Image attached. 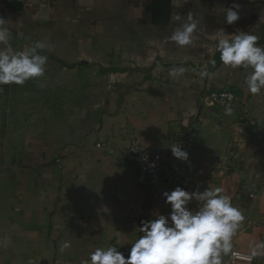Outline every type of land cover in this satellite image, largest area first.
Returning <instances> with one entry per match:
<instances>
[{"label": "crops", "instance_id": "0c3cea01", "mask_svg": "<svg viewBox=\"0 0 264 264\" xmlns=\"http://www.w3.org/2000/svg\"><path fill=\"white\" fill-rule=\"evenodd\" d=\"M232 2L0 0L7 34L0 50L35 49L47 58L42 75L0 84V264H90L96 249L131 247L141 221L167 214L164 191H193L171 177L137 185L134 165L121 155L132 138L191 165L193 176H208L206 188H222L240 211L220 264L232 249L264 264V87L252 94L253 69L220 59V25L224 38L236 35L225 23ZM189 11L197 28L181 46L170 37ZM248 34L264 49L263 32ZM222 89L238 95L231 114L211 99ZM51 103L64 108L48 111ZM182 133L192 140L189 162L170 149Z\"/></svg>", "mask_w": 264, "mask_h": 264}, {"label": "clouds", "instance_id": "9594fccd", "mask_svg": "<svg viewBox=\"0 0 264 264\" xmlns=\"http://www.w3.org/2000/svg\"><path fill=\"white\" fill-rule=\"evenodd\" d=\"M241 10L242 5L233 0L226 10L225 23L233 25L239 21ZM176 18L181 20L180 15ZM196 28L197 21L189 13L187 21H182V29H176L170 39L181 46L189 45ZM217 35L221 61L233 68L251 67L253 71L246 83L252 94L259 93L264 87V49L257 45L258 37L240 33L228 39L224 38L223 30ZM6 41V31L0 30V43ZM46 59L35 55V49L18 53L10 47L0 50V84H23L29 77L42 75ZM226 111L231 114L232 110ZM170 149L174 158L189 162V153L181 145ZM222 191L219 187L206 188L202 192L189 191L181 186L164 191L162 196L165 204L170 205V211L160 213L155 219L141 221L142 235L132 244L127 257L116 247L98 248L90 256V264H220V251H230L231 236L243 220L230 198L221 195ZM194 200L200 202L196 210L191 208ZM101 211L109 209L104 206ZM221 240L224 241L222 249Z\"/></svg>", "mask_w": 264, "mask_h": 264}, {"label": "built area", "instance_id": "2783aa9c", "mask_svg": "<svg viewBox=\"0 0 264 264\" xmlns=\"http://www.w3.org/2000/svg\"><path fill=\"white\" fill-rule=\"evenodd\" d=\"M23 0H9L11 3L19 4ZM212 101L218 107L223 115L228 114L227 109L233 111L237 105L238 95L235 91L222 89L211 95ZM231 111V112H232ZM181 145L183 149L188 151L192 147V140L186 134L177 135L170 143V146ZM95 147L106 150L108 153L113 152L112 147H107L103 142H97ZM122 157L131 162L136 170L135 183L140 186L152 187L165 177H171L175 182L183 184L189 189L204 191L209 182L208 176H193V167L186 163H180L175 160L165 159L159 153H149L143 143L138 138H132L129 143L121 150ZM217 157L216 153L212 154ZM131 247L117 248L121 250L127 257ZM253 254L232 249L228 257L227 264H239L245 262L250 264L253 261Z\"/></svg>", "mask_w": 264, "mask_h": 264}, {"label": "rangeland", "instance_id": "374dc122", "mask_svg": "<svg viewBox=\"0 0 264 264\" xmlns=\"http://www.w3.org/2000/svg\"><path fill=\"white\" fill-rule=\"evenodd\" d=\"M238 3H240L242 5V10H241V18L239 21H237L235 23V25L233 24L230 25L231 29H235V34H240V33H255V31L258 32H263L264 33V10L262 9V7H260L259 3L256 0H237ZM190 13V11H189ZM259 17H261V19L263 20H259ZM209 23L207 26H210L211 28H213V26H215L212 22V20L209 19ZM225 26L220 25V31L223 30ZM230 29V30H231ZM196 30L194 31L193 35L195 34ZM223 32H225L223 30ZM174 32H172L173 34ZM16 83V82H13ZM16 86H18V84L16 83ZM47 107L48 111H57L59 109H63L64 106L61 104H47L45 105ZM60 106H63L62 108H59ZM46 111V110H45ZM2 122L3 125L6 123L5 118L2 117ZM2 125V126H3ZM5 130H2L1 134L5 133L3 132Z\"/></svg>", "mask_w": 264, "mask_h": 264}]
</instances>
